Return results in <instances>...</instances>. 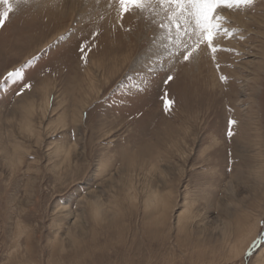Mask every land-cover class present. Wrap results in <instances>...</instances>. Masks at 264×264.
<instances>
[{"label": "rangeland", "instance_id": "rangeland-1", "mask_svg": "<svg viewBox=\"0 0 264 264\" xmlns=\"http://www.w3.org/2000/svg\"><path fill=\"white\" fill-rule=\"evenodd\" d=\"M47 1L0 27V264H264V0L219 69L158 4Z\"/></svg>", "mask_w": 264, "mask_h": 264}, {"label": "snow or ice", "instance_id": "snow-or-ice-1", "mask_svg": "<svg viewBox=\"0 0 264 264\" xmlns=\"http://www.w3.org/2000/svg\"><path fill=\"white\" fill-rule=\"evenodd\" d=\"M26 2L27 0H0V5L4 6L0 9V27L4 26L10 13L18 10L21 4ZM115 2L118 5L117 15L121 21V26H123L122 21L125 14H142L156 4L164 7L165 10H168L167 22L161 23L159 27L164 30L166 39H172L173 30L175 31L177 36L175 42L183 45L179 54L180 59L183 62H191L201 50L207 49L215 67L219 69L217 53L219 51H231V49L223 48L218 41L221 38H231L238 31V29L227 27L228 18L222 13L225 10H246L254 5L255 0H115ZM185 37L187 40L184 39ZM84 51V46H81V52L84 53ZM32 62L29 61L28 63L31 64ZM20 79H23V71L16 69L7 74L4 82H15ZM172 79V76L167 77L168 81ZM220 80L226 81L227 78L221 75ZM25 87L30 88L31 85H25ZM236 123L235 120H228L227 135L229 137L234 134L232 126ZM254 246L255 242L253 243ZM250 252L251 248L249 249Z\"/></svg>", "mask_w": 264, "mask_h": 264}, {"label": "bare ground", "instance_id": "bare-ground-1", "mask_svg": "<svg viewBox=\"0 0 264 264\" xmlns=\"http://www.w3.org/2000/svg\"><path fill=\"white\" fill-rule=\"evenodd\" d=\"M31 1V0H30ZM89 2V0H52V1H47V2H57V4L58 3H60V6H61V8L62 7H68V9L70 8V7H72V8H77V9H79L80 8V11L81 12H84L85 11V8H87L86 6L88 5L87 4V2ZM91 1V0H90ZM99 1V0H98ZM90 3V2H89ZM92 3V2H91ZM87 10V9H86ZM226 13V12H225ZM226 15H227V13H226ZM228 15H229V13H228ZM237 15H239V13H237ZM233 16V15H232ZM234 16H236V15H234ZM229 17V16H228ZM237 17V16H236ZM241 18V17H240ZM236 19V18H235ZM222 39V38H221ZM250 115V114H249ZM252 115V114H251ZM254 118V117H253ZM252 121V120H251ZM248 122V121H247ZM259 123V122H258ZM239 124V123H238ZM260 124V123H259ZM262 124V123H261ZM246 125V124H245ZM249 126V125H248ZM258 126V125H257ZM249 127H251V126H249ZM245 129H247V128H245ZM244 129V130H245ZM259 129V128H258ZM252 130L254 131V129H250L249 131H250V134L249 135H253V133H252ZM257 130V129H256ZM246 131V130H245ZM248 131V132H249ZM255 132H257V131H255ZM254 132V133H255ZM235 133V132H234ZM248 134V133H247ZM258 137H259V135H257ZM234 152V151H233ZM235 153V152H234ZM232 154V153H231ZM236 158V157H235Z\"/></svg>", "mask_w": 264, "mask_h": 264}]
</instances>
